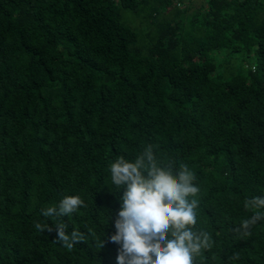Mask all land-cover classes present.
Returning a JSON list of instances; mask_svg holds the SVG:
<instances>
[{
  "label": "trees",
  "instance_id": "obj_1",
  "mask_svg": "<svg viewBox=\"0 0 264 264\" xmlns=\"http://www.w3.org/2000/svg\"><path fill=\"white\" fill-rule=\"evenodd\" d=\"M181 4L0 0V264H117L110 166L149 144L195 173V264H264V220L236 231L264 197V0ZM69 196L71 251L42 215Z\"/></svg>",
  "mask_w": 264,
  "mask_h": 264
},
{
  "label": "clouds",
  "instance_id": "obj_2",
  "mask_svg": "<svg viewBox=\"0 0 264 264\" xmlns=\"http://www.w3.org/2000/svg\"><path fill=\"white\" fill-rule=\"evenodd\" d=\"M111 181L123 190L119 197L120 211L114 221L115 234L110 242L120 246L117 264H195L197 257L211 250L213 240L209 233L195 230L197 223L198 194L194 185L195 173L185 163L169 159L159 161L154 146L146 145L143 151L129 162L117 157L110 166ZM257 209L250 218L241 222L237 232L249 235L250 229L264 220V197H255L245 203ZM86 207L79 196L64 197L58 206L42 211L44 217H55V242L71 251L86 237L78 230L68 232L61 218L77 213ZM111 219V218H110ZM41 233H51L53 227L36 223ZM89 235L94 236L91 230ZM104 246V239L98 247Z\"/></svg>",
  "mask_w": 264,
  "mask_h": 264
},
{
  "label": "rangeland",
  "instance_id": "obj_3",
  "mask_svg": "<svg viewBox=\"0 0 264 264\" xmlns=\"http://www.w3.org/2000/svg\"><path fill=\"white\" fill-rule=\"evenodd\" d=\"M182 6L187 8L186 17L191 16L196 10L205 4L206 0H181ZM254 62L251 59H248L247 68L253 67Z\"/></svg>",
  "mask_w": 264,
  "mask_h": 264
}]
</instances>
